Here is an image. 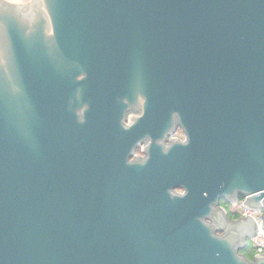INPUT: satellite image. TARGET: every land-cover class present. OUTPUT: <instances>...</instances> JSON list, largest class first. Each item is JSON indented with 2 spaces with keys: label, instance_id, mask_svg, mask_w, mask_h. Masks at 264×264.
<instances>
[{
  "label": "water",
  "instance_id": "95a60500",
  "mask_svg": "<svg viewBox=\"0 0 264 264\" xmlns=\"http://www.w3.org/2000/svg\"><path fill=\"white\" fill-rule=\"evenodd\" d=\"M241 197L264 206V0H0V264H264L218 207Z\"/></svg>",
  "mask_w": 264,
  "mask_h": 264
},
{
  "label": "built area",
  "instance_id": "2783aa9c",
  "mask_svg": "<svg viewBox=\"0 0 264 264\" xmlns=\"http://www.w3.org/2000/svg\"><path fill=\"white\" fill-rule=\"evenodd\" d=\"M244 204H247V197H241L240 203L231 205L230 212L233 215H239V219L252 217L258 223V234L248 238V240L251 241L255 248L256 256H262L264 255V206L261 207V210H253L245 207ZM246 247H248V242Z\"/></svg>",
  "mask_w": 264,
  "mask_h": 264
},
{
  "label": "flooded vegetation",
  "instance_id": "af4514ba",
  "mask_svg": "<svg viewBox=\"0 0 264 264\" xmlns=\"http://www.w3.org/2000/svg\"><path fill=\"white\" fill-rule=\"evenodd\" d=\"M138 111L136 110H130L127 112V115H126V118H125V121H124V125L126 127H128L129 125H131L132 123V118L138 116ZM173 141H180V142H186L187 141V136L186 134L184 133L183 129L180 127L179 124H177L175 130L173 132H171L170 134H168L167 138L165 139V141L163 142L165 144V146L167 145H170L171 142ZM150 142V139L149 138H145L142 142H140V144H138L134 151H133V154L130 158V162L134 161L135 159H145L146 158V147L148 146ZM177 191L179 193H184V190L183 189H177ZM222 202L224 201H220V204H219V209L223 210L227 219L228 220H231L229 217H228V213L222 209L221 207V204Z\"/></svg>",
  "mask_w": 264,
  "mask_h": 264
},
{
  "label": "rangeland",
  "instance_id": "374dc122",
  "mask_svg": "<svg viewBox=\"0 0 264 264\" xmlns=\"http://www.w3.org/2000/svg\"><path fill=\"white\" fill-rule=\"evenodd\" d=\"M221 207L222 209L226 210V212L228 213V217L231 219V220H236V219H239V215H233L231 212H230V205L227 203V202H222L221 204ZM241 252L250 260L252 261L254 259V257L256 256V250L255 248L253 247L252 243L250 240H248V247H246L245 250H241Z\"/></svg>",
  "mask_w": 264,
  "mask_h": 264
}]
</instances>
